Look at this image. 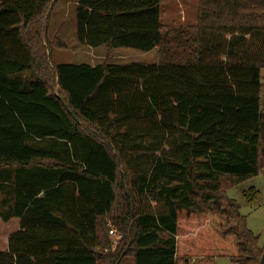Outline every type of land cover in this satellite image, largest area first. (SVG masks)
I'll list each match as a JSON object with an SVG mask.
<instances>
[{
	"label": "trees",
	"instance_id": "trees-1",
	"mask_svg": "<svg viewBox=\"0 0 264 264\" xmlns=\"http://www.w3.org/2000/svg\"><path fill=\"white\" fill-rule=\"evenodd\" d=\"M57 1L0 0V264H259L225 191L264 170V0H75L80 44L157 51L94 65L52 63Z\"/></svg>",
	"mask_w": 264,
	"mask_h": 264
},
{
	"label": "rangeland",
	"instance_id": "rangeland-1",
	"mask_svg": "<svg viewBox=\"0 0 264 264\" xmlns=\"http://www.w3.org/2000/svg\"><path fill=\"white\" fill-rule=\"evenodd\" d=\"M199 0H161V22L167 28H183L194 25L197 20ZM75 0H58L50 12L46 34L49 40L58 35L66 45L65 49H54L51 52L52 63H88L91 65L102 61L111 63H126L131 61L154 63L157 61L156 49L140 51L133 48H116L109 54L104 46L89 47L80 44L76 38ZM229 37V35H226ZM262 40L260 36L246 37L243 45H251ZM264 110V98L261 99ZM167 148L166 146L164 147ZM249 188L257 191L256 198L248 203L243 194ZM227 197L238 202L240 213L246 217L247 228L259 236L260 245L264 244V170L257 175L228 188ZM3 196L0 194V199ZM17 228V221L0 222V249L5 244L9 233ZM109 235V234H108ZM112 249L116 245L109 235ZM200 259L192 258L190 262L197 263ZM202 260V259H201ZM212 264H236L227 257H216Z\"/></svg>",
	"mask_w": 264,
	"mask_h": 264
},
{
	"label": "built area",
	"instance_id": "built-area-1",
	"mask_svg": "<svg viewBox=\"0 0 264 264\" xmlns=\"http://www.w3.org/2000/svg\"><path fill=\"white\" fill-rule=\"evenodd\" d=\"M109 235L113 238V241L116 243L121 235L113 228L109 230Z\"/></svg>",
	"mask_w": 264,
	"mask_h": 264
},
{
	"label": "water",
	"instance_id": "water-1",
	"mask_svg": "<svg viewBox=\"0 0 264 264\" xmlns=\"http://www.w3.org/2000/svg\"><path fill=\"white\" fill-rule=\"evenodd\" d=\"M50 7H51V5H50ZM259 264H264V251H263V253H262L261 257H260Z\"/></svg>",
	"mask_w": 264,
	"mask_h": 264
},
{
	"label": "crops",
	"instance_id": "crops-1",
	"mask_svg": "<svg viewBox=\"0 0 264 264\" xmlns=\"http://www.w3.org/2000/svg\"><path fill=\"white\" fill-rule=\"evenodd\" d=\"M5 242H6V240H5Z\"/></svg>",
	"mask_w": 264,
	"mask_h": 264
}]
</instances>
